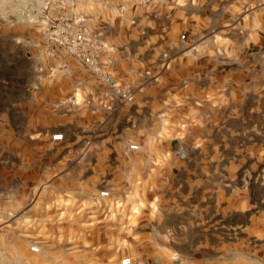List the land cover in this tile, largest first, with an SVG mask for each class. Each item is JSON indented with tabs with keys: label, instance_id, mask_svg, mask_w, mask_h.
<instances>
[{
	"label": "rangeland",
	"instance_id": "1",
	"mask_svg": "<svg viewBox=\"0 0 264 264\" xmlns=\"http://www.w3.org/2000/svg\"><path fill=\"white\" fill-rule=\"evenodd\" d=\"M118 3L0 0V264H120L129 247L138 246L141 225L167 227L180 221L171 213V198L180 200L186 194L218 196L220 203L209 205H220L222 212L228 210L230 198L237 210V246L260 243L262 222L264 226L261 59L246 58L243 33H237L242 39L237 45L222 37L215 103L207 96L212 92H203L196 104L173 108L172 120L165 116L157 123L158 137L150 146L163 147L164 141H157L165 135L183 138L192 149L189 162L204 165L191 176L195 182L181 185L185 173L174 180L166 171L167 156L135 155L123 163L121 146L103 139L108 126L90 125L84 121V108L70 102L72 84L85 83L84 65L45 40L53 22L72 14L87 18L89 27L102 35L116 36ZM101 19L109 22L105 31L98 27ZM234 49L241 55L229 59ZM58 131L65 133L66 140L54 146L51 136ZM133 168L139 184L122 185L124 178L132 182ZM101 190H109L110 196L100 197ZM134 207L137 217L132 215ZM245 211L253 218V227L245 224ZM195 217L189 212L187 223ZM168 237L179 240L175 235L162 236ZM199 238L190 235L191 241ZM34 245L39 252L32 251Z\"/></svg>",
	"mask_w": 264,
	"mask_h": 264
},
{
	"label": "crops",
	"instance_id": "2",
	"mask_svg": "<svg viewBox=\"0 0 264 264\" xmlns=\"http://www.w3.org/2000/svg\"><path fill=\"white\" fill-rule=\"evenodd\" d=\"M133 8L128 11L129 20L116 23V36L103 35L105 46L99 62L102 71H109L134 94V100L128 103L115 96L105 81L98 80L84 66L85 83L72 84L70 102L84 108V121L88 120L90 125L108 126L103 139L121 146L123 163L135 155L167 156L169 175L175 180L185 173L186 181L182 180L181 185H191L195 182L191 176L204 165L189 162L192 149L184 144L183 138L176 140L165 135L157 141L163 140V147L150 146L158 137L157 123L165 116L172 120L173 108L196 104L203 98V92H212L207 96L215 103V92H220L222 37L237 45L242 40L237 33H243V42L251 49H247L246 58H260L264 74V0H162L145 7L134 4ZM131 17L137 21L134 23ZM106 20L101 19L98 27H109ZM226 31L228 34H221ZM182 33H187L186 40L180 39ZM238 55L241 54L234 49L228 58L236 59ZM131 143L139 144L143 152L131 150ZM136 171L137 168L132 169V182L124 178L122 185H138L140 176L137 177ZM171 200V213L180 221L167 227H161L160 223L141 225L138 246H130L128 250L130 264H264L263 222L260 243L244 242L237 246V210L231 206L230 198L225 212L220 205L217 208L209 205L220 203L218 196L186 194L180 200L176 196ZM191 211L196 217L189 224L186 220ZM132 215L138 216L135 207ZM247 215L245 211V224L253 227V218ZM194 233L201 239L191 241L190 235ZM169 235L179 240L162 238Z\"/></svg>",
	"mask_w": 264,
	"mask_h": 264
},
{
	"label": "built area",
	"instance_id": "3",
	"mask_svg": "<svg viewBox=\"0 0 264 264\" xmlns=\"http://www.w3.org/2000/svg\"><path fill=\"white\" fill-rule=\"evenodd\" d=\"M162 0H119L118 15L121 21L130 19L129 5L136 4L148 6L151 3H161ZM135 23L137 20L131 17ZM48 27L45 34V40L49 45L61 48L69 52L73 57L79 60L92 74L101 77L112 89L113 94L124 102H132L135 98L134 94L122 86L110 73L103 72L99 62L100 55L104 49L105 43L103 35L94 31L88 25V20L75 14L71 16L57 19ZM181 40L187 39V33L180 34ZM65 140L63 132L58 131L52 134L51 141L54 146H58ZM131 150L138 151L140 145L137 143L129 144ZM100 197L107 198L110 196L109 190H101ZM32 251L39 252L40 247L34 245ZM122 264H130L131 257L126 256L121 260Z\"/></svg>",
	"mask_w": 264,
	"mask_h": 264
}]
</instances>
